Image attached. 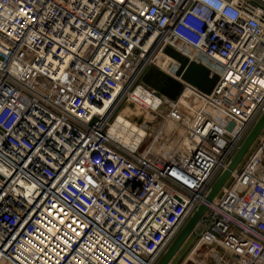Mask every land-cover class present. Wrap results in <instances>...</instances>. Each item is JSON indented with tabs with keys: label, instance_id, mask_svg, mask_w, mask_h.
Returning <instances> with one entry per match:
<instances>
[{
	"label": "built area",
	"instance_id": "2783aa9c",
	"mask_svg": "<svg viewBox=\"0 0 264 264\" xmlns=\"http://www.w3.org/2000/svg\"><path fill=\"white\" fill-rule=\"evenodd\" d=\"M166 49L218 75L194 111L143 82ZM129 105L175 146L113 136ZM263 115L264 0H0V264H156ZM253 146L182 264H264Z\"/></svg>",
	"mask_w": 264,
	"mask_h": 264
},
{
	"label": "bare ground",
	"instance_id": "6f19581e",
	"mask_svg": "<svg viewBox=\"0 0 264 264\" xmlns=\"http://www.w3.org/2000/svg\"><path fill=\"white\" fill-rule=\"evenodd\" d=\"M166 52H167L168 55L172 56V59L178 64L179 70L177 72V75H179V76H177L176 79H180L182 77L184 79V76H186V74H189L188 71H190L192 79H193V77L194 78L196 77L197 81H192V83L189 80L184 79V81L187 84L191 85V87L194 88V89H189V90L186 89V91L188 90V94L187 95L192 94V93H194L196 95V94H198V92H196L197 90L200 91V92H204L205 91L204 93L208 94L207 91L210 88H212L213 86L216 85V80L218 78L217 74H214V73L210 72L207 68H205L208 71L207 74H204V75L200 74V73L196 72V70H194L193 68L190 69L189 66L191 64H193V63L187 57H185L184 55L179 54V53H177V52H175V51H173L171 49H166ZM153 68L155 69V67H153ZM160 72H162V71H160ZM162 73L164 75H166L169 79L175 81L176 83H181L180 81H177L176 79L172 78L168 73H165V72H162ZM182 86L183 85H181V87ZM175 94H177L179 96H182L183 92L180 90V88H177ZM131 107H132L131 105L127 106L125 108V110L121 114L118 115V118H117L116 122L114 123V125L112 126L111 131H110L113 136L118 137V138H123L124 142H127V143L128 142L129 143L135 142V143H137L139 145L142 144L143 146L145 144H147V142L150 141V138H152V136H154V135L156 137L158 135L159 138L162 135V141H163V137L166 140H168L170 138V134L167 135L166 133L165 134L161 133V128L159 127L160 124L157 125V124L152 123V121H148V123H149L148 125L149 126L146 127L144 124L139 122V121H144L145 118H143L142 120H139L138 122L134 121L133 118L131 117L132 114H134V113L150 114V113L144 111L143 109L131 108ZM143 123H146V122L144 121ZM165 123H167V122L165 121ZM152 124H154V128H156L154 130H159L160 131L158 134L150 132ZM174 132H175V130L173 129V133ZM160 133H161V135H160ZM159 138H156L155 140L157 141ZM155 144H156V142L154 143V146H155ZM157 148H158V146H157ZM234 173H235V171L232 173V175Z\"/></svg>",
	"mask_w": 264,
	"mask_h": 264
},
{
	"label": "water",
	"instance_id": "95a60500",
	"mask_svg": "<svg viewBox=\"0 0 264 264\" xmlns=\"http://www.w3.org/2000/svg\"><path fill=\"white\" fill-rule=\"evenodd\" d=\"M189 67L190 69L193 68L194 70H196V72L203 74V75L207 74L208 72L205 69V67L200 66V65L197 66L194 63L191 64ZM153 69L154 68L150 69L148 74L152 72ZM188 72L189 74H186V76H184V79L189 80L191 83L192 81H197L196 77L195 78L193 77L192 79L190 71ZM217 81H218V78L216 80V83ZM178 86H181V85L178 84ZM214 87L215 86H213L207 91L208 94L212 92ZM169 98L175 99L172 96ZM263 130H264V115L256 122V124L254 125V127L252 128L248 136L246 137L245 141L242 143V145L240 146V148L238 149V151L232 158L226 170H224V172H222V174L216 180L209 194L207 195L205 202L199 206L198 210L188 220V222L185 224V226L183 227L179 235L176 237L175 241L170 245V247L167 249V251L164 253V255L161 257V259L158 261L157 264H171L172 263V261L175 259V257L179 254V252L182 250V248L185 246V244L188 242V240L193 235L198 223L201 221L202 217L206 213L208 205L212 203L218 197V195L220 194L224 186L228 183L230 177L232 176V173L238 169V166L240 165L244 157L247 155L248 151L252 148V146L254 145L257 138L260 136V134L263 132Z\"/></svg>",
	"mask_w": 264,
	"mask_h": 264
},
{
	"label": "rangeland",
	"instance_id": "374dc122",
	"mask_svg": "<svg viewBox=\"0 0 264 264\" xmlns=\"http://www.w3.org/2000/svg\"><path fill=\"white\" fill-rule=\"evenodd\" d=\"M192 63H194V62H192ZM194 64L197 65V66L200 65V64H197V63H194ZM200 66H203V65H200ZM143 82L149 88H151L152 90L156 91L159 95H163V96H166V97H168V96L171 97L172 96L175 99H177V98L179 99V97H180L182 105L184 107V111H186L185 108H187L185 106H190V108H188V109L190 111H194L195 110V106H199L200 105V101H198V100L196 101L195 98L192 96V95H195L194 93L187 95L188 91H186V89H184L183 87L178 86V84L182 85L181 83H176L175 81L169 79L166 75H164L158 69H153L152 72H150L147 76L144 77ZM170 86H173V88L172 89L169 88ZM177 88H180V90L183 92L182 96H179V95L175 94ZM189 102H191V104ZM125 108L123 109V111L125 110ZM131 108H134V106H132ZM131 116H132L134 121H137V119L133 115H131ZM141 116H142V119L145 118L144 121L146 123H148V121H154V119H155V117L152 116L151 114H148V115L147 114L146 115L140 114V117ZM144 121H139V122L143 123ZM168 127L173 128L174 130H176V134H177V131L179 129L177 130V127L174 125L173 122H170V124H168ZM170 128L162 130L161 133H164V134L166 133L167 135L170 134V133H173V129H170ZM154 129H156V128H154V124H152L151 125V132L158 134L159 131L158 130H154ZM178 133L180 134L181 130H179ZM174 136H175V134H174ZM177 136H178V134L175 137H172L173 139L170 141V144H169L164 138H163V141H164L163 142L162 138L160 137L161 138L160 139L158 136H157V138H159V139L156 141L155 140L156 136L154 135V136H152V138H150V141L148 142V144L144 145V147H147L149 145H153L156 142V144L154 146V148H156V152L159 153V154H163L162 151L164 149L168 150L169 148H171V146H172V148L175 146V144H176V142L178 140V139H176ZM157 146H158V148H157ZM254 148H255V146H253V148H251L248 151L247 155L244 157V159L242 160V162L238 166V169H241V167L244 165V163L246 162L248 156L251 154V152L253 151ZM199 230L200 229L194 231V233L191 236V238L188 240V242L185 244V246L180 251L179 255L174 259V261L171 264H182L183 263V261L186 258V256L193 249L192 247H194L197 244L198 240H199V238H198ZM198 257H201V261H202V259L205 260L204 252L203 253L200 252ZM206 263L209 264L208 260H207Z\"/></svg>",
	"mask_w": 264,
	"mask_h": 264
},
{
	"label": "crops",
	"instance_id": "0c3cea01",
	"mask_svg": "<svg viewBox=\"0 0 264 264\" xmlns=\"http://www.w3.org/2000/svg\"><path fill=\"white\" fill-rule=\"evenodd\" d=\"M189 107H190V106H189ZM191 107H192V106H191ZM192 108H193V107H192ZM140 114H142V115H146V114H143V113H134V114H132V115L137 119L136 122H138L139 120H142V116L140 117ZM147 115H148V114H147ZM131 117H132V116H131ZM152 123L156 124L155 121H152ZM148 142H149V141H148ZM148 142H147V144H148ZM192 248H193V247H192ZM200 251H201V250H200ZM200 251H199V252H200ZM179 253H180V252H179ZM178 255H179V254H178ZM178 255H177V256H178ZM177 256H176V257H177ZM176 257H175V258H176ZM184 260H185V259H184ZM173 261H174V260H173ZM173 261H172V262H173Z\"/></svg>",
	"mask_w": 264,
	"mask_h": 264
},
{
	"label": "flooded vegetation",
	"instance_id": "af4514ba",
	"mask_svg": "<svg viewBox=\"0 0 264 264\" xmlns=\"http://www.w3.org/2000/svg\"><path fill=\"white\" fill-rule=\"evenodd\" d=\"M169 88H171V89H172V88H173V86H170Z\"/></svg>",
	"mask_w": 264,
	"mask_h": 264
}]
</instances>
